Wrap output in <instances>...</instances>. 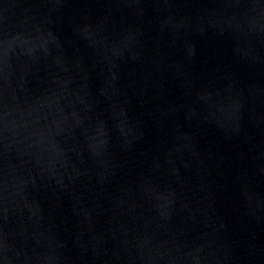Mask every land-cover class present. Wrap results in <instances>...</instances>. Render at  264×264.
Wrapping results in <instances>:
<instances>
[{
	"label": "water",
	"instance_id": "obj_1",
	"mask_svg": "<svg viewBox=\"0 0 264 264\" xmlns=\"http://www.w3.org/2000/svg\"><path fill=\"white\" fill-rule=\"evenodd\" d=\"M0 264H264V0H0Z\"/></svg>",
	"mask_w": 264,
	"mask_h": 264
}]
</instances>
